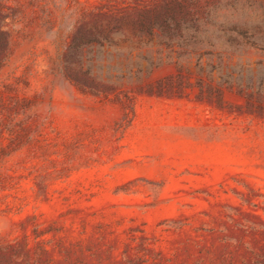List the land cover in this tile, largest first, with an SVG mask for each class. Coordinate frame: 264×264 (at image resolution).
Listing matches in <instances>:
<instances>
[{"label": "rangeland", "instance_id": "1", "mask_svg": "<svg viewBox=\"0 0 264 264\" xmlns=\"http://www.w3.org/2000/svg\"><path fill=\"white\" fill-rule=\"evenodd\" d=\"M0 264H264V0H0Z\"/></svg>", "mask_w": 264, "mask_h": 264}]
</instances>
